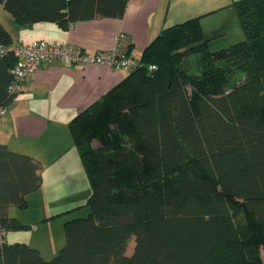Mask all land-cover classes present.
Segmentation results:
<instances>
[{
    "label": "trees",
    "instance_id": "16d2710c",
    "mask_svg": "<svg viewBox=\"0 0 264 264\" xmlns=\"http://www.w3.org/2000/svg\"><path fill=\"white\" fill-rule=\"evenodd\" d=\"M128 1L0 5L16 27L68 31L122 19ZM229 6L244 41L213 51L202 17L170 26L144 49L140 67L73 118L69 133L92 189L75 210L89 214L65 223L66 244L51 260L1 237L0 264H264V0ZM0 45L14 46L1 21ZM193 56L197 74L186 67ZM16 62L13 52L0 56V107L16 98L8 93ZM42 169L0 141V233L29 228L9 211L27 207Z\"/></svg>",
    "mask_w": 264,
    "mask_h": 264
},
{
    "label": "crops",
    "instance_id": "0c3cea01",
    "mask_svg": "<svg viewBox=\"0 0 264 264\" xmlns=\"http://www.w3.org/2000/svg\"><path fill=\"white\" fill-rule=\"evenodd\" d=\"M188 1L129 0L122 19L96 18L77 22L68 31L50 23L16 27L12 17L5 18L7 25L0 21L12 34L14 46L46 41L79 47L87 53L107 52L114 47V37L118 33H124L126 39L123 49L140 60L144 49L164 29L195 17H202L204 34L208 39H212V45L219 36L206 31L204 17L214 16L233 8L229 5L237 0H231L230 4H221L216 9L202 12L203 14L181 16V8L187 5ZM200 4L201 0H197L193 1L191 6L198 8ZM206 4L207 2L204 6ZM224 48L228 47H220ZM127 75L128 72L99 65L86 67H69L61 63L43 65L27 80L23 92L7 107L8 114L0 116V141L12 151L28 154L40 162L45 157L51 159L52 167L61 164L64 168L67 154L59 145L69 129L70 122L122 82ZM4 135H7L6 138ZM42 173L44 174L43 169Z\"/></svg>",
    "mask_w": 264,
    "mask_h": 264
},
{
    "label": "rangeland",
    "instance_id": "374dc122",
    "mask_svg": "<svg viewBox=\"0 0 264 264\" xmlns=\"http://www.w3.org/2000/svg\"><path fill=\"white\" fill-rule=\"evenodd\" d=\"M193 1L197 0H189L188 4L181 8V16H196L203 14L202 12L204 11L216 9L221 4L226 5L231 2V0H201L200 6L195 8V6H191ZM206 2L207 4L204 6ZM7 17L11 19V16L0 5V20L5 23V18ZM174 22L177 23L179 21ZM5 24L7 25V23ZM203 24L206 26L208 33L219 36L214 41L215 43L211 45L213 51L221 50L220 47H231L246 39L238 14L233 8L219 12L214 16L204 17ZM186 63V67L190 73H199L196 56L188 59ZM6 136L4 135V138ZM67 139H69L68 143ZM60 146L67 154L64 168L61 164L52 167L50 163L51 159L48 160L44 157L41 161L44 170V174L41 171L43 177L41 189L28 196L26 208H10V217L18 219L22 224L29 226V228L9 232L7 235L0 233V240L3 236L9 244L26 243L30 247L40 248L46 260L53 259L64 248L66 244L65 223L88 216L89 211L87 209H75L85 205L92 195V189L80 153L72 141L69 129L65 132ZM66 171L68 173H65ZM70 210L73 211L68 214L64 213ZM55 215L59 216L45 221V219ZM134 248L135 239L133 238L127 250L128 256L133 254ZM262 259L264 262V252H262Z\"/></svg>",
    "mask_w": 264,
    "mask_h": 264
},
{
    "label": "built area",
    "instance_id": "2783aa9c",
    "mask_svg": "<svg viewBox=\"0 0 264 264\" xmlns=\"http://www.w3.org/2000/svg\"><path fill=\"white\" fill-rule=\"evenodd\" d=\"M126 35L114 37V47L107 52L87 53L85 50L68 45H57L46 41H35L28 45H0V56L13 52L17 62L11 70L12 82L8 88L11 97L23 92L27 80L43 65L61 63L69 67L107 66L116 71L131 72L140 67V60L123 49ZM152 69H156L152 67ZM8 114L7 107H0V115ZM3 237V236H2Z\"/></svg>",
    "mask_w": 264,
    "mask_h": 264
}]
</instances>
